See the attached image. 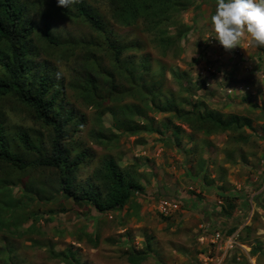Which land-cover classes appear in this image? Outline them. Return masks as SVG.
Wrapping results in <instances>:
<instances>
[{
	"label": "rangeland",
	"instance_id": "1",
	"mask_svg": "<svg viewBox=\"0 0 264 264\" xmlns=\"http://www.w3.org/2000/svg\"><path fill=\"white\" fill-rule=\"evenodd\" d=\"M16 2L33 23L30 73L52 80L49 94L59 91L57 108L71 112L74 123L82 121L66 141L73 155L87 154L77 184H97L96 168L112 157L143 189L123 209L100 212L60 191L58 169H18L0 161V264H132L127 257L134 251L144 255L138 264H205L201 254L209 248L199 236L209 223L226 233L240 230V245L223 264H264V45L252 42L250 57L240 45L237 55L222 48L211 23L217 0H196L175 25L156 17L157 32L146 27L144 17L130 25L117 22L112 0H85L102 31L69 15L77 12L74 5ZM180 23L186 33L168 45L165 38L175 37ZM110 43L126 47L118 61ZM6 48L0 45V52ZM244 85L252 91L228 92ZM111 88L125 95L109 100ZM168 103L236 115L251 125L208 134L181 124L177 130L170 126L163 140L157 132L124 131L121 123L146 114L161 127L171 113L155 107ZM0 127L10 150L25 160L37 153L23 148L19 132L50 150L51 130L13 94L0 98ZM165 195L181 204L170 216L157 209Z\"/></svg>",
	"mask_w": 264,
	"mask_h": 264
},
{
	"label": "trees",
	"instance_id": "2",
	"mask_svg": "<svg viewBox=\"0 0 264 264\" xmlns=\"http://www.w3.org/2000/svg\"><path fill=\"white\" fill-rule=\"evenodd\" d=\"M195 2L196 0H112L117 22L130 25L139 17H144L146 27L153 32H157V23H154L153 19L165 16L164 21L170 20L169 24L175 25L178 22V14ZM74 6L77 12L68 13L69 15L83 18L96 31L103 30L101 19L87 8L85 0H79ZM166 10L168 12H165ZM186 30L185 24L180 23L176 36L167 35L165 38L168 45H173L175 39L181 38ZM32 31L33 23L25 18L24 7L18 5L16 0H0V45L7 46L5 49L7 52H0V69L4 73L0 75V98L13 94L35 112L38 121L52 132L50 150L47 152L42 146L36 145L28 133L19 132L17 138L23 148L37 153L33 160H25L10 150L3 140V130L0 127V161L18 169L56 168L59 172L57 183L60 191L75 202L91 204L100 212L123 209L132 201L136 192H141L143 185L139 179L131 175V172L123 170L114 158H104L96 168L94 176L97 184L89 183L83 187L77 184V170L85 162L87 154L78 152L73 155L66 141L76 134L82 121L78 120L74 123L75 116L71 112L64 115L63 111L57 108L59 91L49 94L54 84L52 80H48L44 75L35 79L30 73L27 57L28 41ZM48 40L53 42L51 38ZM110 46L114 50L115 60L118 61L126 47L117 46L115 43H110ZM89 81L92 87L95 86L92 76H89ZM110 91L111 93L106 96L109 100H118L125 95L116 92L114 88ZM145 95H150L151 100H154L151 91L146 92ZM155 110L171 113L168 118L161 121V127L155 123L153 117L148 118L146 114L141 118L146 120L139 119L140 121L130 124L121 123L124 131L131 136L157 132L163 140L167 138L165 134L170 126L177 130L181 128V124L186 129L203 130L208 134L237 129L244 124L251 125L249 119H244L241 123L236 115L221 117L212 111L205 109L198 111L193 107L184 109L178 104L158 105ZM173 121L178 122L179 125H175ZM127 260L132 264H138L144 260V255L134 251L128 255Z\"/></svg>",
	"mask_w": 264,
	"mask_h": 264
},
{
	"label": "clouds",
	"instance_id": "3",
	"mask_svg": "<svg viewBox=\"0 0 264 264\" xmlns=\"http://www.w3.org/2000/svg\"><path fill=\"white\" fill-rule=\"evenodd\" d=\"M79 0H57V5L68 9ZM215 40L226 51L239 47L242 34L264 45V0H217L211 17Z\"/></svg>",
	"mask_w": 264,
	"mask_h": 264
},
{
	"label": "built area",
	"instance_id": "4",
	"mask_svg": "<svg viewBox=\"0 0 264 264\" xmlns=\"http://www.w3.org/2000/svg\"><path fill=\"white\" fill-rule=\"evenodd\" d=\"M215 42V41H212ZM222 47V46H221ZM223 48V47H222ZM235 55L238 54L239 49H232ZM239 90L243 92L252 91L250 85H244L239 87L231 86L228 89L229 93H239ZM136 194H140L136 192ZM180 202L169 196H163L158 200L157 209L160 214L164 216H170L174 212L180 210ZM240 230L233 231L231 233L223 232L222 229L212 227L209 225L204 232L199 236V242L206 245L209 248L208 255L201 254L204 258V263L209 264L208 260L211 261L210 264H223L226 255L236 246L240 245L239 242Z\"/></svg>",
	"mask_w": 264,
	"mask_h": 264
},
{
	"label": "crops",
	"instance_id": "5",
	"mask_svg": "<svg viewBox=\"0 0 264 264\" xmlns=\"http://www.w3.org/2000/svg\"><path fill=\"white\" fill-rule=\"evenodd\" d=\"M253 41L251 40V37L249 36V34H245L243 33L242 34V37H241V40H240V46L243 50V54L245 57H250L252 56V50L254 47H252L251 43ZM211 223L207 224L208 226L210 225Z\"/></svg>",
	"mask_w": 264,
	"mask_h": 264
}]
</instances>
